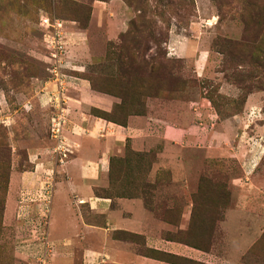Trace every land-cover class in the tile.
<instances>
[{
    "label": "rangeland",
    "instance_id": "1",
    "mask_svg": "<svg viewBox=\"0 0 264 264\" xmlns=\"http://www.w3.org/2000/svg\"><path fill=\"white\" fill-rule=\"evenodd\" d=\"M44 17L64 23L60 60ZM69 75L116 99L91 114L143 130L94 189L132 222L111 232L120 250L207 264L242 247L264 264V0H0V264H59L48 203L68 177L51 130L63 115L64 137L77 135ZM81 215L103 222L87 205Z\"/></svg>",
    "mask_w": 264,
    "mask_h": 264
},
{
    "label": "crops",
    "instance_id": "2",
    "mask_svg": "<svg viewBox=\"0 0 264 264\" xmlns=\"http://www.w3.org/2000/svg\"><path fill=\"white\" fill-rule=\"evenodd\" d=\"M74 33L75 40L84 36L83 31ZM111 35H115L114 30L111 31ZM69 76L68 92L63 96L67 103L70 122L74 127L73 131L77 135L72 136V140L68 141L73 153L62 166L68 180L57 183L56 195L61 197V202L48 203L51 205L48 226L49 236L54 244L51 247L53 255L58 256L59 264H70L73 261L71 256L76 250L70 244L77 239L84 258L83 264H99L101 261L106 264H170L136 256L131 250H120L118 242L111 240L110 236L113 232L129 230L132 222L128 217L122 219V214L113 207L112 201L97 197L94 189L102 186L107 180L111 158L123 156L127 141L139 136L143 130L135 127L138 121L133 120L128 127H121L91 114L92 109L109 112L116 104V99L93 91L90 83L84 79ZM53 95L54 92L44 96L47 104L52 103ZM39 167L38 165L37 169ZM33 174L26 173L25 180H30L29 175ZM66 191L73 192L79 202L67 203ZM85 205L103 218L102 224L89 222L83 218L81 209ZM92 239H110V241H106L105 245L94 246L90 241ZM171 246L170 253L179 256L189 255L188 247L176 243H171ZM248 252V248L241 247L236 252L229 251L224 257H215L207 264H250L243 258ZM101 255H106L109 259L106 260Z\"/></svg>",
    "mask_w": 264,
    "mask_h": 264
},
{
    "label": "built area",
    "instance_id": "3",
    "mask_svg": "<svg viewBox=\"0 0 264 264\" xmlns=\"http://www.w3.org/2000/svg\"><path fill=\"white\" fill-rule=\"evenodd\" d=\"M41 25L49 31V39L47 45L54 51L53 56L60 60L61 57L66 55L67 35L64 30V23L58 20H51L49 17L41 18ZM47 37V36H46ZM64 55V56H63ZM63 115L53 120L52 124V137L56 142V152L60 162H65L68 157L73 153L71 145L64 137L65 121Z\"/></svg>",
    "mask_w": 264,
    "mask_h": 264
},
{
    "label": "trees",
    "instance_id": "4",
    "mask_svg": "<svg viewBox=\"0 0 264 264\" xmlns=\"http://www.w3.org/2000/svg\"><path fill=\"white\" fill-rule=\"evenodd\" d=\"M100 118H102V117H100ZM102 119L106 120L105 118H102ZM108 121H109V120H108Z\"/></svg>",
    "mask_w": 264,
    "mask_h": 264
}]
</instances>
